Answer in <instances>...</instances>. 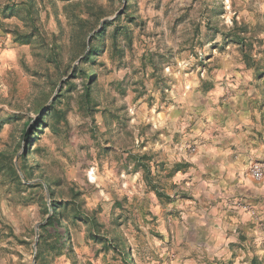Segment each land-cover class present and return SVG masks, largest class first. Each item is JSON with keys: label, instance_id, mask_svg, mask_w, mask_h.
I'll return each mask as SVG.
<instances>
[{"label": "rangeland", "instance_id": "374dc122", "mask_svg": "<svg viewBox=\"0 0 264 264\" xmlns=\"http://www.w3.org/2000/svg\"><path fill=\"white\" fill-rule=\"evenodd\" d=\"M223 55L264 64V0H0V264H194L178 224L199 217L139 156L161 100Z\"/></svg>", "mask_w": 264, "mask_h": 264}, {"label": "crops", "instance_id": "0c3cea01", "mask_svg": "<svg viewBox=\"0 0 264 264\" xmlns=\"http://www.w3.org/2000/svg\"><path fill=\"white\" fill-rule=\"evenodd\" d=\"M214 57L175 86L172 101L161 100L159 140L147 141L143 151L170 169L165 172L170 207L199 217L178 224L184 244L187 230H199L204 240L188 254L175 253L177 259L255 264L264 258L259 253L264 177L252 178L249 166L264 163V64L256 58L248 65L241 56ZM152 201L161 206L156 197Z\"/></svg>", "mask_w": 264, "mask_h": 264}, {"label": "trees", "instance_id": "16d2710c", "mask_svg": "<svg viewBox=\"0 0 264 264\" xmlns=\"http://www.w3.org/2000/svg\"><path fill=\"white\" fill-rule=\"evenodd\" d=\"M27 14L31 17L30 19H32L34 24L37 23L38 15H37V12H36V16H35V10L33 9L32 6H30L29 9H27ZM139 160L140 161L144 160L143 165H144L145 169L147 170L145 175L148 177L149 184H150V182H154V184H155L156 181H154V180L157 178V176L159 175L160 177H162V175L158 171L157 172H152V162L154 161L153 156L150 155V154L149 155L148 154H143V156H139ZM150 188L154 189L156 194L159 195V198H161V199H162L163 196H165V197L170 196L168 194V192L166 191V189H164V186L163 187H159L158 185L157 186L156 185H152ZM50 219L51 220H49V221H52V219H54V216H52ZM93 221L96 223V219H93Z\"/></svg>", "mask_w": 264, "mask_h": 264}, {"label": "built area", "instance_id": "2783aa9c", "mask_svg": "<svg viewBox=\"0 0 264 264\" xmlns=\"http://www.w3.org/2000/svg\"><path fill=\"white\" fill-rule=\"evenodd\" d=\"M249 173L255 180H261L264 177V163L252 161L249 166Z\"/></svg>", "mask_w": 264, "mask_h": 264}]
</instances>
